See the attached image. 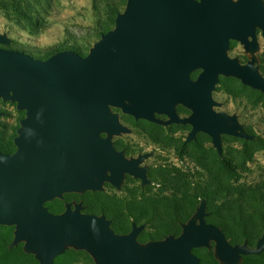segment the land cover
I'll return each instance as SVG.
<instances>
[{
    "label": "water",
    "instance_id": "water-1",
    "mask_svg": "<svg viewBox=\"0 0 264 264\" xmlns=\"http://www.w3.org/2000/svg\"><path fill=\"white\" fill-rule=\"evenodd\" d=\"M258 30L264 35V0H126L85 55L64 49L40 59L0 46V99L24 111L15 150H0V225L13 227L8 248L22 243L38 264H55L69 248L87 252L93 264H202L197 247L213 252L215 262L203 264H241L264 251V230L254 246L231 243L206 220L204 198L177 235L146 241L138 239L145 223L131 221L118 233L81 201L58 213L45 205L66 192L103 190L104 181L120 188L125 172L141 186L151 183L139 163L152 152L126 158L113 147L114 135L130 132L113 108L164 126L188 124L185 141L205 133L219 156L222 134L254 140L237 113L217 109L213 92L224 76L264 93ZM231 41L245 62L229 55ZM10 42L0 33V44ZM178 105L189 113L181 116Z\"/></svg>",
    "mask_w": 264,
    "mask_h": 264
},
{
    "label": "rangeland",
    "instance_id": "rangeland-1",
    "mask_svg": "<svg viewBox=\"0 0 264 264\" xmlns=\"http://www.w3.org/2000/svg\"><path fill=\"white\" fill-rule=\"evenodd\" d=\"M125 1L0 0V33L5 32L11 38L9 44L0 46L40 59L72 48L85 55L101 32L113 27L112 12L122 11ZM258 41V56L264 66L261 32H258ZM228 53L238 56L242 62L246 60L242 46L236 41L230 43ZM223 77L219 78L220 89L213 92L214 98L222 103L217 109L237 113L247 132L260 138L248 141L221 136L222 157L235 165V174L223 168L222 158L207 134L199 132L195 140L185 141L187 125L156 127L147 123L145 133L136 128L124 137L132 146L131 151L154 150L146 160L152 183L141 188L137 181L130 179L120 191L108 188L99 195L87 194L84 203L91 204L93 210L102 205L112 207L118 212L115 221L125 229L131 227V220L140 224L148 218L139 233V237H146L158 235L166 225H171L175 211L179 214L194 211L201 193H205L206 210H215L206 220L223 222L230 242L240 243L246 234L249 246H254L264 230V94L236 78ZM0 110L4 112L0 117V149L11 151L15 148L13 136L22 112L16 110L15 104L1 100ZM178 110L181 116L186 114ZM60 208V203L54 207L56 211ZM130 214H142V217L133 218ZM12 236V226L0 225V264H38L34 256H24L17 248L5 252ZM197 249L203 253L207 248ZM256 258L264 263V256ZM56 263L93 264V260L85 251H69L59 256Z\"/></svg>",
    "mask_w": 264,
    "mask_h": 264
},
{
    "label": "trees",
    "instance_id": "trees-1",
    "mask_svg": "<svg viewBox=\"0 0 264 264\" xmlns=\"http://www.w3.org/2000/svg\"><path fill=\"white\" fill-rule=\"evenodd\" d=\"M119 12V10H113V12H112V17H111V19H110V21H111V23L114 25V18H115V15L117 14ZM108 29H110V28H106L103 32H105V31H107ZM103 32H101V33H103ZM232 42V41H231ZM230 42V43H231ZM70 50H73V48L72 49H70ZM74 51V50H73ZM76 52V51H75ZM78 53V52H77ZM52 54V53H51ZM80 54V53H79ZM49 56V55H48ZM47 56V57H48ZM47 57H44V58H47ZM260 70H261V72H263L264 71V66H263V64L261 63V61H260ZM196 74H197V72L195 71V72H193L192 73V76L193 77H195L196 76ZM220 78V77H219ZM224 79H233L234 77H223ZM218 83H219V85H216V87H215V90L214 91H217V90H219L220 89V82L218 81ZM246 86V85H245ZM249 87V86H248ZM251 88V87H250ZM256 91H258V90H256ZM259 93H262V92H260V91H258ZM262 94H264V93H262ZM12 104H14V103H12ZM178 109H181V110H183V111H185V113L186 112H188L189 110L187 109V108H185V107H183V106H181V105H179L178 106ZM183 125V124H182ZM246 129V128H245ZM247 131V130H246ZM244 140H246V139H244ZM254 140H260V138L258 139V138H255ZM254 140H248V141H254ZM4 151V150H3ZM221 163H222V166H223V168L229 173V174H231V175H233V174H235L236 173V167H235V165L234 164H232L228 159H226V158H224V157H222L221 156ZM89 193H92V194H102V193H100V192H84L82 195H76V197L77 198H79V199H82L83 200V198L85 197L86 198V195L87 194H89ZM201 198H204V197H206V195H205V193H201ZM205 199V198H204ZM83 204L85 205V208H84V211H86V212H92V213H104L109 219H111V227L114 229V231L115 232H118V233H124V232H127V231H129V229L130 228H128V229H125V228H123V227H121V226H119L118 224H117V222L115 221V217L117 216V214H118V212L115 210V209H113L112 207H110V206H105V205H102L100 208H97V210H93L94 208H92V205L91 204H89V203H87V202H85L84 203V200H83ZM47 205L49 206V208H52L53 207V203H47ZM214 211L215 210H212V209H210V211H208V216L207 217H210V215H212L213 213H214ZM133 213V212H132ZM193 213V210L192 211H186V212H184V213H182V214H179L178 212H174V216H173V221H172V224L171 225H166L165 226V229L160 233V234H158V235H155V236H146V237H139V234H138V239L139 240H141V241H146V240H149V239H160V238H162V237H164L165 235H167V234H174V235H177L180 231H181V227H180V224L182 223V222H184V221H186L190 216H191V214ZM130 217H133V218H140V217H142V214H138V215H134V214H130ZM206 217V218H207ZM131 221H134V220H131ZM143 222L142 223H145V222H148V218H146V219H144V220H142ZM135 222V221H134ZM209 222V221H208ZM210 222H212V223H214V224H217V225H219L220 227H221V229H222V231H223V233L224 234H227V229H226V227H225V225H224V223L223 222H221V221H219V222H213V221H210ZM136 223V222H135ZM130 224H131V222H130ZM137 224V223H136ZM141 224V223H140ZM246 236V237H245ZM244 239H246L247 240V242H248V245H249V239H248V237H247V235L246 234H244ZM243 239V240H244ZM242 240V241H243ZM232 243V242H231ZM7 246V249H5V252H11V249H18L24 256H33L32 254H27V253H25L24 251H23V249H22V243H19L17 246H15V247H12V248H8V245H6ZM69 251H71V252H82L83 250H77V251H75V249H72V248H69V249H67V250H65L62 254H60V255H58L55 259H54V262H55V264H58V263H56V261H57V259H58V257L59 256H61V255H65V254H67ZM192 251H193V253L195 254V255H197L199 258H200V262L203 264V263H209V262H215V258H214V256H213V252H212V250H208V249H206L205 250V252H201L199 249H197V248H194V249H192ZM264 256V251H262L260 254H256V255H244L243 256V260H242V263L241 264H256V263H259V264H264L263 262H262V260H258L256 257H258V256Z\"/></svg>",
    "mask_w": 264,
    "mask_h": 264
},
{
    "label": "flooded vegetation",
    "instance_id": "flooded-vegetation-1",
    "mask_svg": "<svg viewBox=\"0 0 264 264\" xmlns=\"http://www.w3.org/2000/svg\"><path fill=\"white\" fill-rule=\"evenodd\" d=\"M258 32H260L259 30H258ZM257 32V33H258ZM246 61V60H245ZM244 61V62H245ZM1 100V99H0ZM2 101V100H1ZM4 102V101H3ZM7 102H9V101H7ZM179 106V105H178ZM178 106H177V111L179 112V110H178ZM16 108V107H15ZM17 110V109H16ZM17 111H19V112H22V116H21V118L24 116V111L23 110H17ZM113 111L114 112H117L118 113V116H119V120H120V122L124 125V126H126L127 128H129L130 129V132H127V133H122L121 135H114L113 137H112V145H113V147L115 148V150L116 151H121V152H123V154H124V156L126 157V158H130V157H138L140 154H145V153H148V152H152V154L150 155V156H148L147 158H145L142 162H140L139 163V167H142V166H144V165H147L148 167H147V170H146V176H147V178L148 179H150L149 178V176H148V172H149V168H150V166L146 163V160L149 158V157H151L152 155H153V152H154V150H150V151H131L130 150V147L132 148V146L128 143V142H126L125 141V135H127V134H131V133H133V131L134 130H137L136 128H138V129H140V130H142V133H145V125L144 124H147V123H149L150 125H152V126H156V127H168V126H170V125H172V124H170V125H167V126H164V125H160V124H157V123H154V122H151V121H148V120H146V119H142V118H139V119H136V118H134V116H132V115H130V114H125V113H123V112H121L119 109H116V108H113ZM0 112H2V115L0 116V117H2L3 115H4V112L3 111H1L0 110ZM189 113V111L188 112H186V114L185 115H187ZM180 114V113H179ZM183 116V115H182ZM160 117H163V118H165V116H160ZM20 118V119H21ZM19 119V120H20ZM173 124H175V123H173ZM183 125H187V126H189L188 124H183ZM18 126H19V121H18ZM17 126V127H18ZM17 127H16V129H17ZM245 128V127H244ZM189 130H190V126H189ZM246 130V129H245ZM188 133V132H187ZM198 134V133H197ZM197 134H196V136H197ZM15 135H16V130H15ZM14 135V136H15ZM223 135V134H222ZM221 135V136H222ZM14 136H13V138H14ZM101 136L102 137H105L106 136V133H101ZM196 136H195V138L193 139V140H195L196 139ZM211 140V139H210ZM221 140H222V138H221ZM192 141V140H191ZM14 143V142H13ZM212 144V143H211ZM15 146V145H14ZM1 150V149H0ZM15 150V148L13 149V150H11V151H3V150H1V151H3V152H13ZM221 157V156H220ZM130 179H134L135 181H137L138 183H139V186L141 187V188H144L146 185H150L151 183H152V181H151V183L150 184H145L144 186H141V179L140 178H138V177H134L133 175H131V174H129V173H124V178H123V180H122V182H121V186H120V188H117L113 183H111V182H109V181H104L103 182V187H104V189L103 190H97V191H90V190H87V191H84V192H100V193H104V192H107L108 190V188H111V189H113V191L114 192H117V191H120L121 190V188L124 186V184L126 183V182H128V180H130ZM151 180V179H150ZM83 192V193H84ZM77 194H82V193H75V192H66V193H64L63 194V198L62 199H59V198H54L53 200H51V201H47V202H45V205L48 207V209L51 211V212H54V213H58V212H61V211H63L64 210V208H65V203L66 202H71V201H76V202H79V201H81L82 202V205L84 206V208H85V205L83 204V200L82 199H79V198H77L76 197V195ZM110 194V193H109ZM47 203H53L54 205H53V207L52 208H49V206L47 205ZM60 203V206H61V208L58 210V211H56L55 209H54V207H56V205L57 204H59ZM73 206V205H72ZM83 211H84V209H83ZM86 212V211H85Z\"/></svg>",
    "mask_w": 264,
    "mask_h": 264
}]
</instances>
